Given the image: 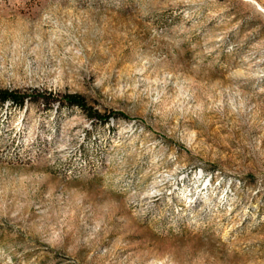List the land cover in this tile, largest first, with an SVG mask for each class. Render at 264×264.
<instances>
[{"label":"rangeland","instance_id":"1","mask_svg":"<svg viewBox=\"0 0 264 264\" xmlns=\"http://www.w3.org/2000/svg\"><path fill=\"white\" fill-rule=\"evenodd\" d=\"M0 93V264H264V0H0Z\"/></svg>","mask_w":264,"mask_h":264},{"label":"trees","instance_id":"2","mask_svg":"<svg viewBox=\"0 0 264 264\" xmlns=\"http://www.w3.org/2000/svg\"><path fill=\"white\" fill-rule=\"evenodd\" d=\"M66 103L74 108H79L81 110H89L85 104V101L82 97L80 96H68L65 99ZM0 102L2 104L10 102L13 105L22 107L24 105V98L19 97L13 93H0ZM89 115L91 118H96L99 119L101 123H107L109 122V117L106 116H99L96 113H91L88 111Z\"/></svg>","mask_w":264,"mask_h":264}]
</instances>
